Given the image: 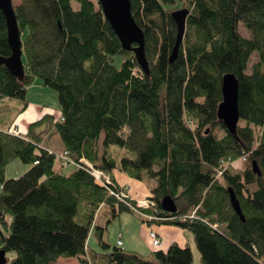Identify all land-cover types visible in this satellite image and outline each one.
<instances>
[{"label":"trees","instance_id":"obj_1","mask_svg":"<svg viewBox=\"0 0 264 264\" xmlns=\"http://www.w3.org/2000/svg\"><path fill=\"white\" fill-rule=\"evenodd\" d=\"M130 3L144 34L147 73L133 51L122 48L97 0H21L14 11L23 73L15 75L1 62L11 49L0 11V103L17 98L23 110L27 87L39 78L59 105L58 117L33 123H50L42 133L11 131L17 115L0 111V250L15 253L5 264H53L59 257H76L79 264H196L191 249L177 243L149 256L102 240L101 252L91 250L88 239L103 203L112 215L133 210L110 196L81 158L108 174L118 166L130 177L153 179L147 197L157 211L143 212L176 220L142 218L189 231L201 264H264V0ZM179 5L189 12L177 58L169 61L177 33L172 12ZM226 73L238 80L234 132L217 115ZM51 129L75 163L68 172L56 152L41 145ZM111 146L124 150L119 161ZM15 158L29 167L5 178ZM229 188L244 221L230 204ZM166 195L175 212L162 210ZM193 211L196 217L177 220Z\"/></svg>","mask_w":264,"mask_h":264},{"label":"water","instance_id":"obj_2","mask_svg":"<svg viewBox=\"0 0 264 264\" xmlns=\"http://www.w3.org/2000/svg\"><path fill=\"white\" fill-rule=\"evenodd\" d=\"M105 19L110 24L116 36L119 38L124 50H131L137 60V64L143 72H148V61L144 51V34L140 27L134 21L131 14L130 0H97ZM0 11L3 13L6 21L7 42L11 49L10 57L2 60L6 67L15 75L23 73L21 61V32L18 28L14 6L12 0H0ZM188 9L180 8L172 12V18L176 23V39L169 56V61L177 58L178 49L181 44L185 31V24L188 15ZM222 100L217 107V115L222 119L225 127L234 132L239 120L238 111V80L232 73H226L221 80ZM256 170V166L254 165ZM229 201L234 211L244 221L239 202L231 188L228 189ZM162 210L166 212H175L176 205L173 199L166 195L160 200ZM6 251L0 250V264L6 263Z\"/></svg>","mask_w":264,"mask_h":264},{"label":"crops","instance_id":"obj_3","mask_svg":"<svg viewBox=\"0 0 264 264\" xmlns=\"http://www.w3.org/2000/svg\"><path fill=\"white\" fill-rule=\"evenodd\" d=\"M27 102L29 101L27 100ZM36 104H39V105L36 106V105L30 104L26 106V108L27 107L31 108L32 115L27 114L24 117V115L27 112L25 114L23 113L19 119H16L15 121L16 125L11 131L22 133V134H25L28 132H34L36 131L37 128L40 129V127H42L44 123H47L45 125V129L44 130L40 129V131L37 133H42V132H46L49 130L50 123L47 121L38 122L36 124H33V123L38 121L45 115L54 116V114L51 113L53 111L52 109L45 106L44 104H41V103H36ZM55 111L58 112V115H55L56 117H58L59 116V105L58 107H56ZM51 139L53 140L57 139L56 143H53ZM41 145L44 148L49 149L51 151H55V152H59L64 148L62 142L59 139V135L56 133L54 129H51L48 132V134L44 137ZM119 153L123 154L124 150L120 149ZM63 169L65 170V168ZM70 170L71 169L67 170L66 172ZM109 174L111 175L115 183L125 188L129 196H131L132 198H142V197L150 196L152 194L151 190L155 186V181L151 179L154 181V184L152 183L151 185L152 187L149 190L145 179L140 180V179L130 177L127 173L121 170L118 166L115 167L114 170H111ZM99 214L105 215L104 218L107 219L106 221L107 223L113 222L114 221L113 219L116 217L118 218L119 225L117 227H119V231H118V234L116 233L117 237L115 239V245H116L117 240H120L121 241L120 247L126 251H133L142 256H149L153 251L157 249L165 250L171 243H177L178 245H181V246H188L192 251L194 263L197 264L198 262H200L199 253L197 252L192 234L189 231L179 226H176L173 224L158 223V222H150V223L147 222V225H146L140 221L141 218L138 216L139 213H136L134 210L132 212H124V213L121 212V213L114 214L111 217L112 219L109 220L110 218L109 210L108 208H106L105 203H103L100 206ZM134 214H136L139 218H137ZM140 216L143 217L142 215ZM98 228H100V226L98 225V221H94V224H93V227L91 228L90 236L88 239L89 248L90 246H94V242L93 244L92 243L90 244V241H92L91 240L92 236L96 238ZM150 231L156 232L157 235L159 236L160 241H161V245L159 247H154L152 245V241L149 236Z\"/></svg>","mask_w":264,"mask_h":264},{"label":"rangeland","instance_id":"obj_4","mask_svg":"<svg viewBox=\"0 0 264 264\" xmlns=\"http://www.w3.org/2000/svg\"><path fill=\"white\" fill-rule=\"evenodd\" d=\"M13 2V6L14 8L19 5L21 3V0H12ZM72 6L74 8L78 7V3L77 2H73ZM179 6H177L178 9ZM239 31L242 35L244 36H248V32L244 29V27L242 26V24H239ZM257 59L256 54L254 53L252 55L251 58V62H254ZM116 62L118 63V60H116ZM26 98L29 101L28 105L33 104V105H39L36 103H41L44 104L45 106L49 107L50 109H52L53 112H51L52 114L58 115V112L55 111L56 107H58V101H57V96L54 90H52L49 87H46L42 84V81L39 78H34L32 80V82L30 83V85L27 87V94H26ZM30 103V104H29ZM22 107V102L21 100L17 99V98H11L9 101H6L5 103H0V111L3 113L4 111H6V114H15L17 115L16 118L14 119L16 121V119H19L20 116L24 113H26L24 115V117L27 114L32 115L31 113V108L29 107H25L23 110L19 111ZM27 109V110H26ZM19 111V112H18ZM18 112V113H17ZM17 113V114H16ZM23 117V118H24ZM33 118V117H32ZM6 120V119H5ZM15 121L13 123H11V130L15 127ZM47 123H44V125H42V127H40L41 130L45 129V125ZM39 128L36 129V131L34 132H39L40 131ZM53 143H56V140L51 139ZM110 152L113 154V156L116 158L117 161H119L120 159V155H125V154H120L119 153V148H117L116 146H111L110 147ZM55 166H58V163L55 162ZM29 165L22 163L18 158L13 159L11 162H9V164L6 166L5 168V178H16L21 176L27 169H28ZM71 169V166H66L65 170H69ZM115 168H113L112 170H114ZM147 182V187L150 190L151 189V185L152 183L154 184V181L151 179H146ZM106 208H108L109 210V215H110V219H112L111 217L112 215V209H111V205L109 203H105ZM100 209V208H99ZM136 212V211H135ZM124 213V212H123ZM138 213V212H137ZM99 214V210L96 213L95 216V220L94 221H98V225L100 226V228L97 229V236L96 238L94 236L91 237L90 244L94 242V246H90L91 250H94L95 252L99 253L101 252V248L99 245V240L104 241L105 243L109 244L110 247L115 246V239L117 237L116 233L118 234L119 231V227H117L119 225V220L118 218H114L113 222H109L107 223V219L104 218L105 215H98ZM126 215V214H125ZM123 215V216H125ZM137 218H141V222L147 225V220H144L140 215H136L134 214ZM123 218V217H121ZM95 228V227H94ZM197 249V247H196ZM198 252V249H197ZM6 259L9 260L12 257L15 256L14 251H7L6 252ZM79 264L78 260L76 257H59L56 261L53 262V264ZM197 264H201L200 262H198Z\"/></svg>","mask_w":264,"mask_h":264},{"label":"built area","instance_id":"obj_5","mask_svg":"<svg viewBox=\"0 0 264 264\" xmlns=\"http://www.w3.org/2000/svg\"><path fill=\"white\" fill-rule=\"evenodd\" d=\"M49 152L51 153L52 151L49 150ZM56 156L62 160L63 166H72L73 164H75L74 161H72V159L68 156V153L65 150L56 152ZM244 160H245L244 156L240 157L239 159L240 162H243ZM80 162H83L84 167L87 168V170L93 176L95 181H97L99 184L106 187V189L108 190V194L110 196L114 197L119 202H123L124 204L129 206L132 210L138 212L139 214H141L148 220H156L160 222L168 221V220L170 221L176 220L174 216H162V215L144 213L143 212L144 210H152L155 212L157 211L154 200H152L149 197L132 198L131 196H129L125 188L117 186L112 181L110 175L106 171H104L103 169L94 167L91 163L87 162L86 160L82 158L80 159ZM234 162L235 161H232L230 163H234ZM221 173H222V170L218 169L216 172V177H218ZM194 217L196 216L193 211L189 215H183V216L177 217V220L183 221V220L194 218ZM149 236L152 241V245L154 247H159L161 245L160 238L156 232L150 231ZM116 245L121 246V241L117 240Z\"/></svg>","mask_w":264,"mask_h":264}]
</instances>
